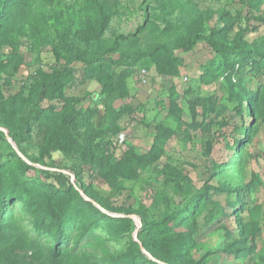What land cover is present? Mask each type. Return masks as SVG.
<instances>
[{
    "label": "rangeland",
    "instance_id": "374dc122",
    "mask_svg": "<svg viewBox=\"0 0 264 264\" xmlns=\"http://www.w3.org/2000/svg\"><path fill=\"white\" fill-rule=\"evenodd\" d=\"M255 6L260 19L247 18L242 0H15L1 7L0 115L12 121H0V185L19 199L14 220L0 225V264H51L58 250L45 232L49 219L34 222L44 211L77 215L60 247L69 253L64 264H264V59L247 53L225 61L204 38L179 47L200 34L264 50V0ZM252 26L259 29L241 36ZM153 48V57L130 66L131 98L116 101L118 119L102 104L92 114L101 85L74 61L73 78L50 88L42 117L25 131L42 80L75 53L103 60ZM139 64L149 68L146 83L133 74ZM73 106L79 116L68 153L49 152L46 140ZM85 145L99 157L79 180L70 168L88 162ZM147 153L150 162L122 170ZM169 214L177 217L163 230Z\"/></svg>",
    "mask_w": 264,
    "mask_h": 264
},
{
    "label": "trees",
    "instance_id": "16d2710c",
    "mask_svg": "<svg viewBox=\"0 0 264 264\" xmlns=\"http://www.w3.org/2000/svg\"><path fill=\"white\" fill-rule=\"evenodd\" d=\"M15 0H1L0 1V13L1 9L3 8L4 10L10 9V7L14 4ZM245 6H248L251 8L249 10V15L247 18L250 16H253V19H260V17L254 16L252 14V9L256 8V3L257 0H242ZM2 7V8H1ZM250 19V18H249ZM105 26V22L103 24V27ZM229 29V28H228ZM259 27L257 26H252L247 27L244 30V33L241 36H246L247 33L254 32L258 30ZM220 31V30H218ZM216 30H212V33H215ZM206 39L208 43L212 46L213 50L216 52V55L220 57L221 59L225 61H229L230 57L232 55H240L242 58H247L249 55L247 53H252L251 56H254L255 60L261 61L264 59V50L260 49L256 42L250 43L249 41H244L243 39L240 38L236 40L235 42H226L224 40H214L211 35L208 36H202V35H196L192 39L186 40L183 44H181L179 47L184 48L186 50L192 49V47L196 44V42L199 39ZM118 49V43H116V47L114 50ZM157 48H153L147 51H139L135 55H125V56H120L119 58H110V59H88L84 55H82L80 52L75 53L69 61H66L65 63H61L58 67H55L53 72L48 74L41 82L40 86V91L38 95V110L35 111L33 114H29L27 116L23 117V122L25 125V131H29V126L31 124L32 120L40 119L42 117V113L44 112V108L40 106V104L48 97V93L50 88H59L62 89L75 75L76 73V68L75 66L72 65L74 61H81L85 66H83L81 70V75L85 78H91V79H96L100 85L101 89L99 92L95 93V96L93 98V105L94 108L92 111V114L99 113V109L97 106L99 104H102V106L105 109V114L108 113H114L115 118L118 119L122 112H119L120 110L115 109V103L118 100H127L131 98V92L127 83V78L131 74L130 71V66L132 64H135L142 60L143 58H150L155 55V52L157 51ZM169 52H172V48L166 49ZM131 59V62H126L127 60ZM135 62V63H134ZM6 63L5 60L0 59V73L3 71V65ZM122 70L118 71L116 68L123 66ZM137 68H146L147 70L149 69L148 66L144 64H139L136 66L133 70V74L135 73V70ZM160 71L162 74H174L178 75L177 69H162L160 68ZM254 95V94H252ZM246 108L243 109L242 106H239L240 112L242 111H247L250 115L252 114L250 111L249 106H245ZM79 112L75 106L71 107L64 113L59 121V124L56 128V131L54 134L46 140V147L49 152L52 151H61L63 154L68 153V148L72 145L73 139H74V129L78 120ZM251 117V116H250ZM0 121L4 123L7 127L10 126L11 124V119L7 117L4 114L0 115ZM99 124H103V119L99 121ZM244 135V134H243ZM245 137V136H244ZM241 140L237 141V144ZM19 144V141L17 142ZM237 147V146H236ZM152 153V152H151ZM85 154L88 162H85V166L81 167H72L70 168V171L77 176V178L80 180L84 171L87 170H92L96 168L97 164V157H99V154L97 152H94L91 147L88 145H85ZM18 156V155H17ZM150 156L152 154H144L142 156H139L135 154L134 156H131L129 159H127V163H121L122 164V170H131L134 172L141 164L142 160L145 162H150ZM19 160L24 164H28L23 161L20 157ZM102 164L98 167V169H102ZM131 172V173H132ZM15 190L10 188V186H2L0 185V225L6 224L5 222L7 220H12L13 216L16 212L14 209L13 211L10 212L11 206L14 204L15 201H17L19 196H16L13 194ZM85 193L88 195V193L85 191ZM18 194V193H16ZM20 195V194H19ZM90 207H92L93 210L96 212L101 211L93 204H90ZM190 206L188 205V208L184 211H188ZM176 214H169L165 217L163 221V226L164 229L169 226L170 223H172L175 218ZM43 218L49 219L48 226H46L47 230L45 231L46 233H53L54 235V240L56 242V248L57 252L54 254V262L51 261V264H64L65 260H68L69 253L64 250H60L61 244L66 242L73 230L75 229L77 225V215L70 214V212H65V213H51L44 211L41 216H36L34 222L35 223H43L42 220ZM42 219V220H40ZM143 221L144 218H142ZM38 229H40L38 227ZM11 235V234H10ZM13 235V232H12ZM184 250H181L179 252V255H181ZM74 258H78V255H76ZM73 258V259H74ZM72 259V260H73ZM135 263H137L136 260H134ZM146 262V261H143ZM151 264H157L151 259L149 260ZM164 264H187V263H178L173 260L169 259H164ZM67 264V263H66Z\"/></svg>",
    "mask_w": 264,
    "mask_h": 264
},
{
    "label": "built area",
    "instance_id": "2783aa9c",
    "mask_svg": "<svg viewBox=\"0 0 264 264\" xmlns=\"http://www.w3.org/2000/svg\"><path fill=\"white\" fill-rule=\"evenodd\" d=\"M134 74L140 83H146L150 78V71L146 68H137Z\"/></svg>",
    "mask_w": 264,
    "mask_h": 264
},
{
    "label": "water",
    "instance_id": "95a60500",
    "mask_svg": "<svg viewBox=\"0 0 264 264\" xmlns=\"http://www.w3.org/2000/svg\"><path fill=\"white\" fill-rule=\"evenodd\" d=\"M5 130V129H4ZM5 133L7 134V136L9 135V132H7L6 130H5ZM16 148V150H17V153L20 155V156H22L23 158H25V156L23 155V153L21 152L22 150H20L17 146L15 147ZM73 176H74V174H72ZM81 193L85 196V198L86 199H89V197L83 192V191H81ZM92 202L94 203V204H96L97 206H99L100 207V205L98 204V203H96L94 200H92ZM101 209H103L102 207H100ZM104 210V209H103ZM118 216H120V215H118ZM129 217H133L134 215L133 214H129L128 215Z\"/></svg>",
    "mask_w": 264,
    "mask_h": 264
}]
</instances>
